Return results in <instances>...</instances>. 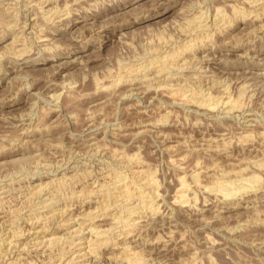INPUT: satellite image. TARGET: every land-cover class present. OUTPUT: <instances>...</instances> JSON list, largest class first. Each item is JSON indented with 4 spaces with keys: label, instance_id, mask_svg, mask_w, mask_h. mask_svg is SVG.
Listing matches in <instances>:
<instances>
[{
    "label": "rangeland",
    "instance_id": "rangeland-1",
    "mask_svg": "<svg viewBox=\"0 0 264 264\" xmlns=\"http://www.w3.org/2000/svg\"><path fill=\"white\" fill-rule=\"evenodd\" d=\"M0 264H264V0H0Z\"/></svg>",
    "mask_w": 264,
    "mask_h": 264
},
{
    "label": "bare ground",
    "instance_id": "bare-ground-1",
    "mask_svg": "<svg viewBox=\"0 0 264 264\" xmlns=\"http://www.w3.org/2000/svg\"><path fill=\"white\" fill-rule=\"evenodd\" d=\"M54 14V13H53ZM63 15V14H62ZM254 20V19H253ZM173 57V56H172ZM209 61V60H208ZM171 62V61H170ZM257 72V71H256ZM219 96V95H218ZM217 97V96H216ZM209 98V97H208ZM210 98H211V96H210ZM197 99V98H196ZM205 99H207V98H205ZM195 100V99H194ZM221 100V99H220ZM197 101V100H196ZM201 101V100H200ZM188 102V101H187ZM208 102V101H207ZM195 103H197V102H194V104ZM200 103V102H199ZM198 103V104H199ZM213 103V102H212ZM225 103V102H224ZM223 103V104H224ZM189 104V103H188ZM202 104H203V101H202ZM202 104H200V105H202ZM202 107V106H201ZM224 107V106H223ZM230 108V107H229ZM230 112V111H229ZM254 160V159H253ZM260 163H261V161H260ZM238 167V166H237ZM242 167H240V169H241ZM236 171V170H235ZM238 171V170H237ZM236 173V172H235ZM72 176V175H71ZM71 179V178H70ZM180 180V179H179ZM212 183H213V186H218L219 184L221 185V181L220 180H213L212 181ZM212 183H211V185H212ZM150 184V183H149ZM228 184H229V182H228ZM119 185V184H118ZM210 185V186H211ZM186 185H184L183 184V181H181L180 180V185H179V187L177 188V195H176V198H177V202L179 201H183V196H185L184 194H183V192L185 191V187ZM209 186V187H210ZM212 186V187H213ZM225 187V186H224ZM230 187V186H229ZM121 188V187H120ZM119 188V189H120ZM40 189V188H39ZM223 189V188H222ZM246 189V188H245ZM88 190V189H87ZM122 190V189H121ZM120 190V191H121ZM224 190V189H223ZM138 191V190H137ZM230 191V190H229ZM232 191V190H231ZM212 192V191H211ZM223 192V191H222ZM91 193V192H90ZM92 194V193H91ZM127 194V193H126ZM128 194H130V192L128 193ZM227 194V193H226ZM124 195V194H123ZM228 195V194H227ZM143 197V196H142ZM78 198V197H77ZM132 199V198H131ZM176 200V199H175ZM129 201V200H128ZM49 203V202H48ZM253 204V203H252ZM117 206V205H116ZM49 211V210H48ZM109 211V210H108ZM104 212V211H103ZM51 214V213H50ZM37 217V216H36ZM89 218L90 219H86V221L88 220V221H91L90 223H92L93 222V220L96 218V216L94 217V215H93V213H92V215H90L89 216ZM116 218H117V216H116ZM125 220V219H124ZM138 224V223H137ZM85 225V224H84ZM65 226V225H64ZM63 226V227H64ZM95 226V225H94ZM123 227V226H122ZM138 227V226H137ZM94 228V227H93ZM100 228V227H99ZM99 228H94L95 229V233L97 234V237H101L102 235H104L105 234V230L104 231H101V230H98ZM80 229V228H79ZM39 230H41V229H39ZM76 230V229H75ZM36 231V230H35ZM43 231V230H42ZM41 232V231H40ZM40 232H38V230L36 231V233H40ZM5 233V232H4ZM111 233V232H110ZM103 237V236H102ZM104 243V242H103ZM93 244V243H92ZM96 245V244H95ZM101 245V244H100ZM91 248V247H90ZM101 248V247H100ZM97 249V248H96ZM89 251H90V249H89ZM95 251V250H94ZM78 253V252H77ZM80 253H81V251H80ZM137 253V252H136ZM136 253H134V252H132V251H128V250H126V249H124V250H122V255L126 258V259H128V260H133V259H135V260H137L136 258L138 257H136ZM87 254V253H86ZM117 257V256H116ZM77 258V257H76ZM118 258V257H117ZM95 259V258H94ZM73 261V260H72ZM77 261V260H76ZM141 262V261H140Z\"/></svg>",
    "mask_w": 264,
    "mask_h": 264
}]
</instances>
